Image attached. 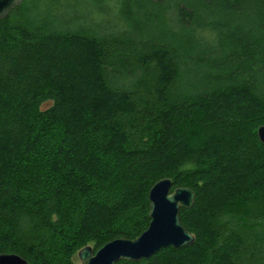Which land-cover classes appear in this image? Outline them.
<instances>
[{
	"label": "trees",
	"instance_id": "16d2710c",
	"mask_svg": "<svg viewBox=\"0 0 264 264\" xmlns=\"http://www.w3.org/2000/svg\"><path fill=\"white\" fill-rule=\"evenodd\" d=\"M264 0H22L0 19V253L75 264L150 221L192 244L115 264H264Z\"/></svg>",
	"mask_w": 264,
	"mask_h": 264
},
{
	"label": "water",
	"instance_id": "95a60500",
	"mask_svg": "<svg viewBox=\"0 0 264 264\" xmlns=\"http://www.w3.org/2000/svg\"><path fill=\"white\" fill-rule=\"evenodd\" d=\"M22 0H0V19L4 18ZM257 137L264 144V125L257 128ZM170 178L157 180L149 189L148 227L136 238H116L95 252L85 245L77 252L79 264H115L120 259L138 261L148 259L165 247L180 248L194 241L192 233L180 222V207H190L194 192L188 187H177L171 191ZM0 264H28L15 253H0Z\"/></svg>",
	"mask_w": 264,
	"mask_h": 264
},
{
	"label": "rangeland",
	"instance_id": "374dc122",
	"mask_svg": "<svg viewBox=\"0 0 264 264\" xmlns=\"http://www.w3.org/2000/svg\"><path fill=\"white\" fill-rule=\"evenodd\" d=\"M91 246V245H90ZM78 252V251H77ZM77 252H76V254H75V256H74V262H75V264H79L80 262H79V259H78V257H77Z\"/></svg>",
	"mask_w": 264,
	"mask_h": 264
}]
</instances>
